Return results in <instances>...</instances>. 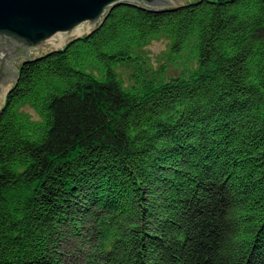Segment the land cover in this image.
<instances>
[{"label":"trees","instance_id":"1","mask_svg":"<svg viewBox=\"0 0 264 264\" xmlns=\"http://www.w3.org/2000/svg\"><path fill=\"white\" fill-rule=\"evenodd\" d=\"M185 7L112 10L19 67L0 115V264H264V0ZM158 36L187 72L146 81Z\"/></svg>","mask_w":264,"mask_h":264},{"label":"water","instance_id":"2","mask_svg":"<svg viewBox=\"0 0 264 264\" xmlns=\"http://www.w3.org/2000/svg\"><path fill=\"white\" fill-rule=\"evenodd\" d=\"M185 0H0V115L10 87H18L19 67L67 53L84 34L98 35L112 10L177 14ZM84 33V34H81ZM6 88V89H5Z\"/></svg>","mask_w":264,"mask_h":264},{"label":"rangeland","instance_id":"3","mask_svg":"<svg viewBox=\"0 0 264 264\" xmlns=\"http://www.w3.org/2000/svg\"><path fill=\"white\" fill-rule=\"evenodd\" d=\"M188 1V0H185ZM84 34V33H81ZM167 46V40L165 39V37L163 36H158L156 38H152L148 45L144 48L146 54H149L150 56V65L148 64V67L145 66V69L147 70L145 75L142 76V78H145L146 81H148V79H153L154 81H158V80H164L167 79L169 76H171L172 74H182V73H186L187 70L186 69H182V65L181 64H176V67L172 64V63H164L163 61V51L166 49ZM194 65V62H188L187 66L191 67ZM166 66V68L164 67ZM208 68H205L204 70H207ZM118 72L119 75L121 76L122 80L124 83H126L127 85L130 84L131 80L133 79V66L130 68L126 65L120 66L118 68ZM147 78H146V77ZM6 89V88H5ZM3 96V92L1 93L0 96V101L2 99ZM69 241V245L71 246H75L76 243H78V238L72 236L68 238ZM80 247V246H79Z\"/></svg>","mask_w":264,"mask_h":264}]
</instances>
